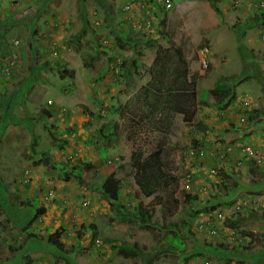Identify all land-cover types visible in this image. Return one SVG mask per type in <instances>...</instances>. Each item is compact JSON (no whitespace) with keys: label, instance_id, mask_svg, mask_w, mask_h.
<instances>
[{"label":"rangeland","instance_id":"obj_1","mask_svg":"<svg viewBox=\"0 0 264 264\" xmlns=\"http://www.w3.org/2000/svg\"><path fill=\"white\" fill-rule=\"evenodd\" d=\"M64 1L73 17L70 24L59 13L44 11L45 0H22L20 14L13 16L21 22L12 24L20 28L2 35L7 40L16 35L20 43H11L3 56L9 60L17 53L12 73L0 74V264H143L140 257L114 250L124 240L144 253L167 247L152 264L208 259L264 264V189L230 197L248 205L232 215L237 222H219L216 235L197 230L200 215L207 214L202 208L212 212L209 202L215 197L229 199L222 180L235 188L241 182L264 187V161L245 163L240 149L247 142L264 155V20L256 16L264 11V0H176L170 10L157 9L155 0ZM15 2L0 0V6L7 9ZM62 4L53 0L52 6ZM170 46L184 49L201 96V88L213 87L220 75L236 78L230 80L234 95L223 109L212 97L210 103L199 99L191 121L176 113L162 133L146 125L138 111L142 101L134 96L152 80L158 51ZM206 46L205 67L201 50ZM245 99L251 102L248 108ZM47 104L53 106L50 117L40 111ZM249 113L252 119L242 121ZM159 138L165 141L170 172L178 177L172 181L177 201L165 205L159 203L162 193L140 192L130 161L135 149L152 150ZM195 143L210 153L193 166L187 149ZM228 146L233 149L226 161L218 160L215 148ZM200 165L219 166V176H207ZM187 170L197 172L191 193L196 201L183 189ZM111 173L122 185L118 196L103 189ZM199 186L206 190L198 192ZM217 190L220 196L214 195ZM111 200L123 212L146 207L151 225L120 220ZM41 205L45 212L23 230ZM175 236L181 245H173ZM192 253L198 255L190 258Z\"/></svg>","mask_w":264,"mask_h":264},{"label":"trees","instance_id":"obj_2","mask_svg":"<svg viewBox=\"0 0 264 264\" xmlns=\"http://www.w3.org/2000/svg\"><path fill=\"white\" fill-rule=\"evenodd\" d=\"M214 3V0H210ZM157 9L162 10V7L158 4ZM257 20H264V11H260L256 14ZM117 41H120V36L116 37ZM139 38H132V42ZM154 41L149 40V43ZM137 53V52H136ZM138 55V54H137ZM128 71V69H126ZM151 76L152 80L142 86V88L135 94L134 98L137 101H142L141 107L138 109L139 113L144 114L143 120L146 121V125L150 129H157L159 132L167 133L170 127L172 119L175 117L176 113L183 115V119L186 121H191L197 110V105L199 99H202L205 103H210L207 101L208 97L214 99V105H216L220 110L223 109L230 101L231 97L234 95V86L230 82L236 78L233 75H220L219 79L216 81L215 85L211 88H201L202 96L198 94V88L196 87V76L189 73V62L186 57L185 51L181 47L170 46L163 47L157 53L153 64L151 66ZM9 100V99H8ZM7 100V101H8ZM52 104L45 105L40 111L41 113L50 117L52 115L50 107ZM127 107L126 105H124ZM124 108H120L118 111H123ZM112 111L108 109V114ZM253 115L248 114L247 118L252 119ZM111 133L115 134L113 127L108 128ZM49 134L51 138H55L56 135L49 128ZM109 133V134H111ZM105 135V134H104ZM108 135V134H106ZM64 141H66L64 139ZM34 144L36 140L34 139ZM88 142H91L89 140ZM153 147V145L151 144ZM165 149L164 139L158 140L156 146L152 150H142V147L135 149L131 154V164L135 169V179L139 186L142 194L145 196H155L162 193L160 204H167L168 202H176L174 196V190L172 188V181L178 179L176 174H172L171 167L168 160L164 159L163 153ZM245 163H250L245 161ZM90 165V163H88ZM121 166V165H120ZM118 167V169L120 168ZM262 168V167H261ZM260 168V170H261ZM76 173H81L79 167L73 165L71 168ZM263 169V168H262ZM66 170V178L69 177L70 171ZM251 185L243 184L242 182L235 188L233 185H229L223 182L225 186L226 195H229V199L216 197L210 204L211 209L225 202H230V197H234L243 191L245 194L257 193L259 190L264 189L261 185L254 184ZM122 185L120 183L119 177L115 176V173H111L109 178L103 184V189L109 193L112 190L116 195H120V189ZM262 187V188H261ZM190 201H196V196L191 194H186ZM220 192L217 190L215 196H220ZM111 209L116 212L120 217V220L131 221L139 220L144 222L145 227H149L150 216L146 207L140 204L137 207L128 212H123L122 207H118V204L111 200ZM204 208H202L203 210ZM46 208L44 205L37 207L36 214L27 221L24 229H29L32 221L36 216H40L45 212ZM227 221L233 224L236 221V216H227ZM237 222V221H236ZM29 237L33 235V232H28ZM173 239V238H172ZM179 240V242H178ZM181 239L175 236L173 239V245H181ZM162 249L165 251L167 247L158 248L154 252H143L141 246L136 245L135 242L124 240L120 243L114 245V250L123 257H140L143 264H152L155 258L162 253ZM198 254L192 253L190 258H195ZM229 264V263H227Z\"/></svg>","mask_w":264,"mask_h":264},{"label":"built area","instance_id":"obj_3","mask_svg":"<svg viewBox=\"0 0 264 264\" xmlns=\"http://www.w3.org/2000/svg\"><path fill=\"white\" fill-rule=\"evenodd\" d=\"M160 5L162 6L163 10H170L172 9L175 4L176 0H157ZM127 8L130 7V5L126 6ZM150 25V24H148ZM107 41V40H105ZM16 43H18V40H15ZM209 52V47L206 46L201 50V55L203 56L202 64L206 67L208 66V59H207V54ZM14 61L11 62L13 65ZM250 100L245 99L243 101L244 107L248 108L250 105ZM247 116H242L241 120L245 121ZM232 146H228L227 150H221L219 153V158L220 159H225V154L230 153L232 151ZM241 153L246 156L247 159H254L256 162L262 163L264 161V155L262 154L261 150L258 148H255L251 144L248 143H242L241 147ZM205 154V149L202 146L194 147L191 148L188 152L187 155L191 158H199L203 157ZM242 163V162H241ZM210 172L215 174L217 170L215 168H211ZM194 183L193 179V174L191 172H188L187 174L184 175L183 178V185L184 188L187 190H191L192 186ZM204 187H200V189H203ZM244 205H248V202H237L231 206V208H220L213 213L208 214L205 218H203L197 225V230H205L207 233L211 235H216L218 232V226L217 222L218 221H223L226 219V217L234 212H238L242 210V207ZM204 264H212L210 260L204 261Z\"/></svg>","mask_w":264,"mask_h":264},{"label":"crops","instance_id":"obj_4","mask_svg":"<svg viewBox=\"0 0 264 264\" xmlns=\"http://www.w3.org/2000/svg\"><path fill=\"white\" fill-rule=\"evenodd\" d=\"M17 2H15L14 5L12 6H9L7 9H4L3 7L0 6V74L1 75H5L4 74V71H3V66H4V63H5V59L6 57L4 58L3 56L6 55L7 56V53H6V50L7 48L9 47V49L12 47L11 43L13 44L12 42V39L14 37H18L16 35H13V34H10L13 30H18L20 27H13L12 24H18L19 22H21V20L18 18V17H13L15 15H19L20 14V6H18L19 4H21L22 0H16ZM35 2H39L41 0H34ZM44 1V0H43ZM37 2V3H38ZM63 4H62V7H59L58 9H55L53 8L52 4H53V0H45V3H44V6L45 8L44 11L46 9H50V12L52 15L56 13H59L61 16L63 17H66L67 18V21L66 23L70 24L71 23V19H73V17L71 16V13H69L68 11V3L65 2L64 0H62ZM48 4V6L46 5ZM10 10V11H7V10ZM110 11L112 13H114V10L113 8L111 7L110 8ZM72 17V18H71ZM20 24V23H19ZM51 25H54V23H50ZM51 30L53 29V27H49ZM48 29V28H47ZM10 30L11 32H8V34H10L9 36H12L10 37L9 40L5 39L4 37H2L3 34H6L7 31ZM46 32V35H47V31L48 30H45ZM52 36H55L54 34ZM4 39H5V42H4ZM18 39V38H17ZM6 40L8 42H6ZM14 45V44H13ZM8 51V50H7ZM6 53V54H5ZM44 107V106H43ZM42 107V108H43ZM41 108V109H42ZM40 109V110H41ZM46 123L43 124V126H45ZM48 130H49V127H48ZM50 131V130H49ZM47 140V139H45ZM12 141V140H11ZM257 203V202H256Z\"/></svg>","mask_w":264,"mask_h":264},{"label":"clouds","instance_id":"obj_5","mask_svg":"<svg viewBox=\"0 0 264 264\" xmlns=\"http://www.w3.org/2000/svg\"><path fill=\"white\" fill-rule=\"evenodd\" d=\"M156 1V5H160V3L157 1V0H155ZM161 6V5H160ZM162 7V6H161ZM174 8V7H173ZM162 10H163V8H162ZM15 40H18V43H16L15 42ZM19 43H20V41H19V39H17V38H14L13 39V44H15V45H19ZM7 61V62H6ZM12 61H14V63H13V65L11 64V62ZM17 62H18V56H17V53L16 52H13V55H12V57H10L9 58V60H5V63H4V66H3V71H4V74H7V75H9V74H11L12 73V69L17 65ZM47 116V115H46ZM48 117V116H47ZM35 139V138H34ZM36 140V139H35ZM244 143H247V142H244ZM198 146H202L201 144H199V143H195L194 144V146H189L188 147V149H187V152L191 149V148H194V147H198ZM204 149H205V154H204V156L203 157H199V158H196V157H194V158H191V160L193 161V166L195 165V164H200V160H203V159H205L207 156H208V154L210 153V152H207V150H206V148L204 147V146H202ZM220 151L221 150H219V148H215V155H216V158L218 159V160H222V161H226L225 159H220L219 158V153H220ZM245 161L246 160H249V159H244ZM244 160L242 161V163L241 164H243V162H244ZM131 161V160H130ZM200 169L202 170V169H204L205 170V173L207 174V176L209 175V176H213V177H217V176H219V174H220V167L219 166H217V165H212V166H210V167H204V166H202V165H200ZM211 168H215L216 170H217V172L215 173V174H213V173H211L210 172V169ZM188 172H191L192 174H193V179H194V183L197 181V180H195V175H196V171H194V170H187V172H186V174L188 173ZM185 175V174H184ZM184 175H183V178H184ZM183 178H182V183H183ZM134 179H135V174H134ZM223 182H224V180H222V182H221V184L223 185ZM135 183H136V179H135ZM194 183H193V186H194ZM226 183V182H225ZM136 185H137V187H138V189H139V186H138V184L136 183ZM193 186H192V188H191V190H187V189H185L184 188V185H183V189H184V191H186V192H188L187 194H191L192 193V189H193ZM200 187H204V186H199V191L198 192H200V193H202L203 192V190H206V188L204 187L203 189H200ZM140 190V189H139ZM141 192V191H140ZM197 193V192H196ZM253 193V192H252ZM191 195H193V194H191ZM215 195V194H214ZM251 195V194H250ZM251 196H254V195H251ZM247 198V197H246ZM238 202H239V200H238ZM242 202V201H241ZM212 202H209V204H211ZM235 203H237V202H225V203H223V204H221V205H218V206H216L215 208H212L211 209V207H209L208 209H210V210H212V212L211 211H208V210H206V209H203L202 211H206L207 212V214L206 215H204V213L202 212V214H201V212L199 213V212H197V213H199V215H200V217H199V219L200 220H197V225H198V223L203 219V218H205L206 216H208V214H210V213H213L214 211H216V210H218V209H220V208H231V206L233 205V204H235ZM242 211V210H241ZM241 211H238V212H234V213H231V214H229L228 216H230V215H233V214H236V213H239V212H241ZM226 221H227V217H226V219L225 220H223V222H225V224L223 225V226H225L226 225ZM219 222H221V221H218L217 222V226L219 227V225H218V223ZM209 260V259H208ZM206 261V260H205ZM40 264H43V262H40Z\"/></svg>","mask_w":264,"mask_h":264}]
</instances>
